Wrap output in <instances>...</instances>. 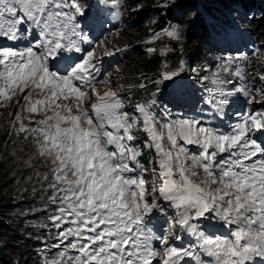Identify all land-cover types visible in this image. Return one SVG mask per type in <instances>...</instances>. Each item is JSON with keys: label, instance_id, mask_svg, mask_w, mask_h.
Wrapping results in <instances>:
<instances>
[{"label": "snow or ice", "instance_id": "obj_1", "mask_svg": "<svg viewBox=\"0 0 264 264\" xmlns=\"http://www.w3.org/2000/svg\"><path fill=\"white\" fill-rule=\"evenodd\" d=\"M184 2L149 5L142 43L176 47H147L156 73L124 84L114 29L146 0H0V161L36 264H264V42L236 46L244 0L227 23L191 0L221 53L197 72L187 29H155Z\"/></svg>", "mask_w": 264, "mask_h": 264}, {"label": "trees", "instance_id": "obj_2", "mask_svg": "<svg viewBox=\"0 0 264 264\" xmlns=\"http://www.w3.org/2000/svg\"><path fill=\"white\" fill-rule=\"evenodd\" d=\"M246 9L251 10V14L254 15V19L242 20L245 23H249L252 30L256 34H260L261 39L264 40V0H244ZM192 7L191 0H185V2L177 9H173L171 12L164 15L158 24L155 25V29L158 30L163 27L166 22L178 21L187 29L186 46L183 57L188 60L195 58L197 63L206 59V55L203 52V44L201 43L207 34L208 30L200 20H192L193 12L190 11ZM163 11V10H161ZM201 11H204L202 8ZM212 11L219 17L221 23L230 22L231 16L229 15V7L227 6V0H216L212 6ZM137 15H140L137 13ZM133 18L139 20L141 16ZM158 15L155 10L153 19ZM207 13H205V16ZM191 21V22H190ZM174 42H171L173 44ZM174 47L176 45L174 44ZM196 55V56H194ZM172 57H180L179 53L172 55ZM133 58L131 68L133 70L139 69L141 64H144L146 69L145 74L156 73L157 68L160 65V60L155 57H149L145 52H141L138 57ZM200 58V59H199ZM0 264H15L17 260H20V264H24V257L28 259V264H36L38 257L35 252L39 251L36 247V241L28 239V235L33 230L29 227L31 222L36 221L35 217H29L27 220L17 215L22 209L26 210L28 205L17 206L11 200L14 194L13 184L9 182V177L6 175L8 169V163L0 161Z\"/></svg>", "mask_w": 264, "mask_h": 264}, {"label": "rangeland", "instance_id": "obj_3", "mask_svg": "<svg viewBox=\"0 0 264 264\" xmlns=\"http://www.w3.org/2000/svg\"><path fill=\"white\" fill-rule=\"evenodd\" d=\"M155 0H146V4H145V9L138 12L140 15H137V13L135 15H137V17L141 16V18L139 20H134L133 17L132 19H127L128 16V12L125 11L124 13V21H123V25H119V22L116 23L117 27L115 30H119L120 31V36L116 37L113 41V43H115L117 46H124L125 44L131 45L132 48L134 49L133 53L134 57H138L141 52H145L144 50L149 47V46H155L157 48L161 47L164 43H171L170 41L167 40V38H163L161 41L156 42L154 45H147L142 43V41H144L145 39H147L148 36V28L152 27L151 21L153 20V16L155 14V10L151 7H149V5L154 4ZM133 4H129V8L133 7ZM145 21H148V24H145ZM165 26V25H164ZM163 26V27H164ZM161 27V28H163ZM160 28V29H161ZM240 29L242 38L240 41V45L239 43L236 45L237 47H239L241 49V51L244 54H248L250 52L246 50L245 45H249V37H248V32L245 29ZM159 30V29H158ZM244 42H243V41ZM210 42L209 36L207 35L203 40H202V44H203V52L206 55V59L201 62V63H197V60L195 58H192V60H188L185 57H183V59L187 60L190 67L195 68L197 70V72H201L202 69H206L211 67L212 65H214L216 59L221 55V53L219 52V54L214 55V56H210L212 54V52L214 50H216L215 48H208L207 47V43ZM262 42H264V40H261L260 43L256 46H259ZM174 44H172V46L174 47ZM244 44V45H243ZM243 45V46H242ZM129 58L127 61L126 59L123 57V59H119L118 63H116L113 66V69L118 66L120 68V73L119 75L123 76L124 78L120 81V83H124V84H128V83H133L135 82V77L138 76L141 73H146V69H144V64H141V67L139 69L133 70L131 68V64L133 63V58ZM196 56V55H194ZM181 58H175L170 56L169 62L173 65V67H175L178 64L179 59ZM115 74V73H114ZM154 72L153 74H145L148 76H154ZM192 79H195V76L191 77ZM2 119H0V123H2Z\"/></svg>", "mask_w": 264, "mask_h": 264}, {"label": "clouds", "instance_id": "obj_4", "mask_svg": "<svg viewBox=\"0 0 264 264\" xmlns=\"http://www.w3.org/2000/svg\"><path fill=\"white\" fill-rule=\"evenodd\" d=\"M124 20H125V19L123 18L122 21L119 22V25H123V21H124ZM230 21H231V20H230ZM116 23H117V22H116ZM237 23L239 24V27H240L241 29H245V30H247V32H248V37H249L250 40H249V42H248L249 45L246 46V50H247V51H249L250 49H252L253 46H256V45H258V44L260 43V41L262 40L260 34H256V32H255L254 30H252V28H251V26H250L249 23H245V22L242 21V20H241V21H238ZM109 27H111V25H109ZM207 35H208V32H207V34L205 35V37H206ZM205 37H204V38H205ZM242 41H243V40H242ZM243 42H244V41H243ZM239 45H240V42H239ZM243 45H244V44H243ZM243 45H242V46H243ZM240 46H241V45H240ZM207 47H208V48H215V47L213 46V44H212L211 41L207 43ZM217 54H219V51L214 50L210 56H214V55H217ZM132 55H134L133 52H132L130 55H125L124 58H125L126 61H127L129 58H131ZM109 59H111V58H109ZM119 59H120L119 56L116 57V62L113 64V66H114L116 63H118ZM199 59H200V58H199ZM204 60H205V59H204ZM204 60H202L201 62H203ZM201 62H200V63H201Z\"/></svg>", "mask_w": 264, "mask_h": 264}]
</instances>
